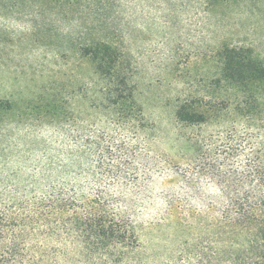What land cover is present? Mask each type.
Listing matches in <instances>:
<instances>
[{"label": "rangeland", "instance_id": "obj_1", "mask_svg": "<svg viewBox=\"0 0 264 264\" xmlns=\"http://www.w3.org/2000/svg\"><path fill=\"white\" fill-rule=\"evenodd\" d=\"M98 42L119 53L133 110L111 106L82 55ZM224 45L264 62V0H0V180L18 170L14 179L24 182L49 164L53 181L85 196L100 186L118 200L154 264L196 254L221 209L209 174L195 175L201 139L241 130L237 108L250 96L220 80ZM259 91L256 123L264 120ZM182 102L205 122L177 123Z\"/></svg>", "mask_w": 264, "mask_h": 264}, {"label": "trees", "instance_id": "obj_2", "mask_svg": "<svg viewBox=\"0 0 264 264\" xmlns=\"http://www.w3.org/2000/svg\"><path fill=\"white\" fill-rule=\"evenodd\" d=\"M82 55L104 81L111 106L133 110V91L118 69L117 50L98 42ZM218 57L220 80L250 93L249 102L237 108L241 130L232 127L201 139L204 156L195 175L209 174L221 194V209L206 227L204 247H196L198 252L186 260L159 264H264V120L256 123L259 100L252 93L258 88L256 95L264 97V62L230 45L222 46ZM174 117L179 124L205 122V114L188 102L179 104ZM98 152L99 169L110 146ZM238 157L240 165L229 166ZM113 167L110 173L119 175L118 166ZM51 172L48 164L35 168L24 182L14 179L18 170L8 174L10 180H0V264H154L153 250L140 244L118 200L110 203L100 186L85 196L82 187L47 177Z\"/></svg>", "mask_w": 264, "mask_h": 264}]
</instances>
